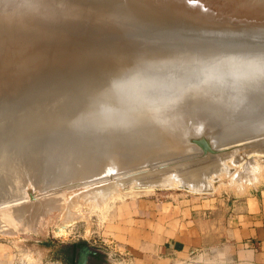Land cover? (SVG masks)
<instances>
[{"label":"rangeland","instance_id":"rangeland-1","mask_svg":"<svg viewBox=\"0 0 264 264\" xmlns=\"http://www.w3.org/2000/svg\"><path fill=\"white\" fill-rule=\"evenodd\" d=\"M142 1L145 3L148 0H138V1L133 0V2H135V3L134 4L130 3L129 5H126L125 3H120L117 0H82V5H83L82 7L84 9H87L89 11V13L91 11L92 15L95 16L99 13L105 14V16H106L105 19L108 20L110 23H112L109 27H112V29L114 31L117 30L119 32V29H121L119 34L122 32L123 37H125L126 35H128L129 37L134 36V37H132L133 43L130 42V41H132L130 39V41H128V42H130L131 47H130V44H128L121 51L119 49H117V50L115 49L116 51L104 53L105 51H101L102 48H98L97 50H95L97 52L96 54L88 52V54H86L84 56L81 55L79 57H70V58H64L65 52L64 53L60 52V48L63 45V43L70 41L69 39L77 37V34H78L75 32L76 29H74V26H72V23L70 22L68 17H66L64 14H62L61 16H59L57 18V21L54 22V25H52V26H46V23H45L46 19L48 18V15L45 14L44 10L46 9V7L48 5L52 4L54 2V0H42L41 2L36 3V5H34L32 8L24 10L25 13L23 16V21H21V25H22L23 30H22V33L20 35H18V37H14V36L10 35L11 33H13L10 29L14 28L13 26H16L15 23L11 22V20L8 19L7 16H5V14L2 13V11L0 12V63L1 64L4 63L6 68L15 70L14 72L19 75V77L14 82H12V84H9V85L5 86L4 88L0 87V127H1L0 128V139L6 138L12 134L14 136L12 135L11 138L14 137L16 139L17 136L15 137V135L17 134L16 132H18V131L16 130L14 132V130H13V131H11V132H13L12 134L5 135V132H6V131L4 132L5 127H8L9 125L12 124L11 127L8 129V130H10L12 128V126H15V125L17 126V122H19L18 126H20V127H23L26 124V122H25V124H24V122L22 123L21 120L18 121L17 116L14 114V110L12 108H13L14 104H16L17 102L19 103V102H23L24 100L29 99L28 103L25 105V107H29V109H32V108L41 107V105L46 106L48 104V102L49 103L52 101L57 102V99L61 100V98H62V101H63V98H64V101L67 103L70 100L74 101V102L70 101L68 104H70V103H72L74 105L78 104L77 106L84 107L82 110L93 109L92 106L94 108L96 106L98 109L95 108L94 110L88 111V113H85L86 116H85V114L84 115L83 114H81V115L80 114H78V115L73 114V116L74 115H76V116H74V117L72 116V118L70 119L71 122L69 121L68 124L72 123V125H74V124L78 125V126H76V128H74L75 132L74 131L72 132L70 130L72 132V133H70L69 130H66V129L63 130L62 134H64V132L66 131V135H68V136H66L64 138L65 135H62L60 133L59 137H55V140H53V146H51L52 149L50 148L51 150L49 151L48 154L52 155V157H53L52 152H55L56 155H57V153L61 154L62 150L64 151L66 149H69L74 145L75 141H73V139L74 140H80L79 138L83 137V139L88 138V139H86L88 141L93 140V142H92L93 144L92 143L90 144L91 146H93V148H95V146H96V148L94 149L95 151H93V152L94 153L96 152L97 154H101V152L103 151L102 154L105 153V155L103 154V158H106V156L109 155V153L110 154L115 153L116 155H118L117 159L110 161L106 165V168H104L103 170H100V171H95V173L93 175H90V176L89 175L86 176L85 175L86 173L83 172L81 174V176L79 177L78 176L79 173H77V172H75V174H78V175H76V176L73 175L72 171H74V170H69L71 172H69V171L64 172V170H63V172H61L62 170H59L60 173L64 174V176H62V177H64V178L68 177L67 182L65 181L67 179L64 180L62 178L64 181L61 182V180L60 181L57 180L59 183L56 180H55L56 182L54 180H52V182L49 181V182L42 184L40 182V180L37 181V179L35 177V176H38L39 175L38 173H40V172H38V173L36 172V175L31 174V173L30 174L27 173V175L25 177L26 180L24 179L23 182L20 183L21 184L20 188H17L13 192L11 190H8V192H6L7 190H4V189L0 190V264H73V258L71 261H69V260H67V257L65 254L66 253L69 254L71 252V249H73V244L76 241H80V240L87 242L91 247H94L96 249L106 251L107 253H109V255L111 256V259H112V264H134L132 261V258H131L133 253L130 251L128 252L126 248L118 247V245H117L118 240L116 238H113L112 234H111V233L115 232L114 231L115 229H112L114 227V225L111 224V221L118 220L121 217L120 215L125 213V211L127 210V207L130 206L131 202L137 203V201H141V200H150L153 202H157V201L158 202H160V201H172V202L177 201L178 202V201H182L184 199L190 200V201H196V200H200V199H212V197H214V196L232 197L234 195H237V194L243 192L246 188H248L250 186H254V185H258L260 183H264V158L261 157V153L258 152L259 153L258 154L257 152H254L253 151L254 149H251L250 152H247L248 148H245L247 143H244V140L246 142V140L250 136L247 138L244 134V136L246 138L245 139L244 136L242 137L240 135L238 137V134L236 135V133L234 134V132H232L233 130H235V128H237L238 126H241V125H239V122L243 121L245 119L244 117L247 116V118L245 120H249L248 117H250V115H251V118H252L255 115V112L259 114V115L256 114L259 117H261V115L264 114V111H263L264 107L262 108L263 110L261 109V112H260V110L257 109L259 106V105H257V102H256V104L252 102L253 104H251V105L249 104V106L246 105L247 107L244 106V108H242V113L244 110H246V108H247V110L250 109V110H248L250 113H246V112H248L247 110H246V112L243 113L245 115L247 114L246 116L243 115L242 113L241 114L239 113L241 116L242 115L244 116V117L242 116L243 117L242 119L239 118L238 121L236 119L234 124L229 125L231 123L230 122L231 119H229V117H228V118H226L227 120H224L222 122L224 124H222L221 126L218 125L217 127L214 128L215 132L212 130H206L208 133L202 131L204 134L202 132H201L202 134H196V133L192 134V133H194L192 130V133L190 131L188 133V130L183 128V127H185L184 122H186L188 120L187 118H189L191 121H194L195 119H197L200 116V114L196 113V115L197 114L199 115V116L197 115V117L191 116V117H193V120L191 119L190 116H186V119L183 120V122H181L182 120L180 121L183 124L179 123V125L181 124V126H179V127H182L185 130V132H184V130H179L180 132L178 133L179 135H181L182 140L180 138H178V139H176V143L173 144L171 142L170 145L168 144L169 145L168 149L172 145H173L172 147L180 145V147H179L180 149L178 147H176V150H173V148L171 147L172 148L171 152L168 153L167 150H165V153L167 152V155H165V153H162V152H164V150L160 151V153H162V155L163 154L165 155V156H162V155H160V156L170 157L171 154L178 153L177 149L182 151V152L179 151L181 153V156L183 154V150H185V152H184L185 155H183V156H185L186 158H184L182 156L183 157V159H182V157L179 156L180 157V159H179L178 155L176 154V156H177V157H175L177 159L176 162L174 160L175 158L171 159L172 157H170V159H168V161H167L168 162V164H167V162L165 161V160H167V157L165 159L163 158L164 160L162 159V157L158 158L159 150H158V153L155 150H153L155 153H157L155 155L156 156L158 155L157 158L159 160H156L157 158H154L151 156V155L154 156L153 151H152V153H153L152 154L151 152H149L151 150H149L146 152L147 153L149 152V154L151 153L150 156L152 157L151 159H152V162L154 164L150 163L151 162V161H149V160H151V159H149L150 156L147 157L146 156L147 153H146V155L142 154V152L144 150H138L141 141L137 138H138V136L143 137L145 135V131H143L144 133L137 132L138 134L140 133L139 135L138 134L136 135V133H129L130 135L129 134L127 135V137H128L127 140L128 141L130 140V142H128L129 145H131L135 139V141H134L135 145L129 146L127 144V149L130 148V150L131 149L133 150L134 148H131V147L135 146V149L139 151L138 154H137V151H135V152L131 151L130 152V150L126 149L125 150L126 152L124 151L123 152L124 155H123L122 153H120V151H118L120 149L119 146L116 145L118 147L117 149L114 146H113V148H111L112 147L111 144H112V141L114 140V138L117 140V139H120L121 137L118 136L119 137L118 138L117 136H110L109 132L106 131V129H108V127H107V124L105 121L107 120L106 118L109 114V113L107 114V112L109 109L106 110L105 107L108 108L107 105H110V103H108V102H110V99L115 94V92L113 93V95H112V92H111V94H110V92H108V87L111 83L108 82L109 77H107V76L111 75L112 72L115 73L116 70L121 71V70H124L126 68L125 69L126 72L127 71L131 72L130 70L136 69V67L139 65V63H136L138 61L137 60L134 61L131 59V57L129 58L128 56H131L133 54L134 55L136 54L137 56H139V54H141L142 52L143 53L149 52L148 50H150V52L156 53L160 49L161 52H164L163 49H167V47L169 48V46L166 47V45H168L169 43H172L171 41L176 43V45H173V44H175V43H173L172 46L179 48L177 46V43L180 45L181 44L183 45L184 43L188 42V40H191V39L196 38V37H199V38L194 39V41L196 43H198L199 40L200 41L207 40L210 43L211 40L214 41L217 38V40L221 39V41L219 40V43L222 45V47H224L223 49L225 50V52H224V50H222V53L224 52L226 54V51H228L227 52L228 54L230 53L229 55L227 54L228 55L227 58L231 59L233 57H237V58L241 57V58H239L238 62H236V61H234V62H235V66L237 67V69L239 71L243 70L244 66H245L244 67L245 69L242 72H244L246 69L249 71V73L244 72L245 74L243 73V75H249V74L253 73L258 68L260 69V66L262 67V69L264 68V66H263L264 64H262V63H264V0H179V1L178 0H158V1L149 0L148 2H146V4H148V5L144 4ZM96 3H97V6L95 8ZM175 10H176V12H175ZM173 12H175V14ZM179 15H181V17ZM174 16H176V17H174ZM120 17H126V18L132 17V20H130V21L126 20V21H120V22L115 21V23H114V20H117ZM84 20H85V18H84ZM34 21L38 22L39 25L34 26V24H33ZM128 22L131 24H128ZM113 26H114V28H113ZM116 28H118V29H116ZM104 31H106V30H104V29H103V31L100 30L99 32H97L94 35H92L91 32H89V33L82 32L81 34L86 33L88 35V37L87 38L81 37L80 39L73 40V41H77V43H82V44H84V46L86 44L90 43L92 45L101 47V40L103 39V37L100 36V34L105 33ZM171 34H173V36L175 38L171 37ZM71 36H74V37H71ZM104 37L106 39V36H104ZM129 37H128V39H129ZM141 37H143L144 39L146 38V40H148L147 46H146V43L144 42L145 40L143 41L141 39ZM137 38L141 39V41H143V42H140L139 39H137ZM149 39H151L152 42H151V40L149 41ZM223 39L231 41L230 42L231 44L230 43L226 44V42ZM136 40H138V42ZM153 40H154V43H153ZM168 40H170V42ZM155 41L158 44H160L161 42H162V44H164V43L165 44L162 45V47H161V46H158ZM142 43L145 44V46L147 48L149 47L150 49L149 48L146 49ZM151 43H152V45H151ZM196 43L194 45H197ZM202 43L199 42L198 46L199 45L201 46ZM223 43H225V44H223ZM155 44H156V46H158V47H156L157 49L159 47H161L162 50H161V48H159L157 51V49L153 47V45H155ZM187 44H190V43L188 42ZM191 45H193V44L191 43ZM141 46H143V47L140 48ZM172 46L170 45L171 48H172ZM198 46L195 47V49H197ZM39 47L44 48L45 53H42V56H40V59H41V60L39 59L40 62L38 61L35 64L37 66V68L31 69L30 66H35V65L30 63V62L33 61V59H35L33 57L36 56L35 54L39 50ZM164 47H166V48H164ZM69 48L68 49L66 48V50L73 51L72 48H70V49ZM130 48H131V50H130ZM144 48H145V50H140V49H144ZM151 48H154L155 51L153 49L151 50ZM180 48H179V51H180ZM190 49H192V47ZM138 50H140V52ZM234 50H236V52ZM51 51H54V52L51 53ZM98 51H101V52H98ZM117 51H119L118 53H121L124 51H126V52H125V54L117 56V54H118V53H116ZM144 51H146V52H144ZM160 51L158 53H160ZM138 52H139V54H137ZM257 53L260 56L263 55V57L261 56V58H260V56H258ZM26 54H28V55H26ZM225 54H224V56H226ZM250 55L251 56L253 55V56L251 58H249ZM242 57L243 58L246 57L248 62L253 60V63L247 62L246 63L247 66H246V64H245L246 59H244L245 62L240 61L242 59ZM219 59H221V58H219ZM219 59H217V60H219ZM222 59H223V56H222ZM261 59H262V61H261ZM138 60H140V59L138 58ZM234 60H235V58H234ZM258 60L260 61V63L262 65H259V64H258L259 66L256 65L257 62L259 63ZM236 63H238L240 65H242V63H243L245 65H243L242 68L240 69V67H238L237 66L238 64L236 65ZM248 64H250V65L252 64V67L248 66ZM254 64L256 65V67L258 66V68H255ZM129 65H130V67H129ZM94 67H95V69H94ZM248 67H249V69H248ZM112 68H115V70L114 69L112 70ZM128 68L129 69L132 68V69L128 70ZM231 69H233V68H231ZM235 69L236 68L234 67V70ZM250 69L252 72L250 71ZM238 70H237V72H238ZM90 73H92L91 76H90ZM105 73H107V75ZM138 74L139 73H135V74H131L130 76L125 77V79H121V78H118V79H121L122 81L119 80L121 82H123V80H124V83H128L130 80L129 77L131 78V80H134L135 78H140L139 76H141V77L143 76V75L139 74V76L135 77V75H138ZM95 75L101 76L104 79L101 77L100 78L96 77ZM87 76H88V78L85 79V77H87ZM93 76H94V78L96 77L95 80H98V83H95V84L101 85V89H99V88L96 89L97 87H99L96 85H95L96 87L90 86V85H94V83H92L94 81ZM133 77H135V78H133ZM101 79H103V80L107 79V80H105V82L101 81L102 82L101 83L100 82ZM83 80H86L87 82L83 83ZM117 80L116 79L114 80V81H116V86L121 84ZM78 81H80L81 83L80 82L78 83ZM94 82H96V81H94ZM117 82H118V84H117ZM99 83H101V84H99ZM103 83L104 84L106 83L105 86H108V87H106V88H104V86L102 87ZM78 84H79V87L76 88L78 86ZM80 84L83 86H80ZM86 84H88V86ZM84 85H86V87H89L90 89L87 88V89L83 90V88H86ZM74 86H76V87H74ZM81 87H83V88H81ZM74 88L76 89V94H75ZM77 89H80V90L82 89L83 91L80 92ZM55 90H57V91H55ZM86 90L87 91L90 90V91H88L90 93V99H89V95H87L89 93H87ZM91 90L93 92H91ZM105 90L107 91L108 94L105 93L106 92ZM62 91L64 94L62 93ZM71 92H72V94H70ZM116 93L117 94H115L114 96H118V98L122 96L121 93L120 94L118 92H116ZM66 94L68 97L66 96ZM69 94L71 96L70 98H69ZM99 94H102L104 96L99 95ZM109 94L112 96H110ZM63 95H64V97H63ZM92 95H94V96H92ZM107 95H109V96H107ZM96 96H99L100 98L97 99ZM256 96L260 97V95L258 94V95L253 96L256 99V101L262 99V98L259 99ZM53 97H54V99H53ZM72 97H74V98H72ZM104 97L107 99V101L104 100L105 99ZM83 98H85L88 102H86V100L83 101L84 100ZM76 99H80V101L76 100ZM100 99L102 100L103 104L100 103V101H101ZM92 100H93V102H90ZM64 101L62 102L63 104H64ZM78 102H80V103H78ZM96 102H98L101 105L98 107V104H96ZM87 103H89V105H87ZM130 103L131 102H128L126 104V107H129L131 105ZM259 103H261L259 106L261 108V105H264V104H262V102H259ZM118 104H120V103H118ZM36 105H37V107H36ZM102 105H104L103 107H104L105 111L102 109L103 107L101 108ZM250 106H251V108L256 106V107H254V109L256 108L257 110L254 111V114H253L254 109L251 110ZM87 107H89V108H87ZM4 110H6V112H3ZM96 110H98V112H96ZM100 110H101V112H100ZM89 112H90V114H89ZM259 112L261 113V115ZM99 113H102V114H99ZM104 113H106V114H104ZM63 114L64 113H62L60 115L63 116ZM29 115H27V117ZM48 115H50V114H48ZM102 115H104L105 118H103ZM24 116H26V115H24ZM77 116H78V118H77ZM89 116H90V118H89ZM64 117H65V115L62 118L60 117L59 119H62V121H64ZM83 117H85V118L87 117V118L85 119ZM91 117L93 119L92 122H94V123L92 124L93 126L90 127V131H89L87 125L89 124V122L91 123ZM93 117H96L98 119L96 120V118H93ZM28 118H31V117L29 116ZM74 118L76 121H78V123H76L74 121ZM81 118L84 120H82ZM72 119H73V121H72ZM80 119H81V121H80ZM101 119H103V120L105 119V120L103 121ZM157 119H158V116H156V120ZM88 120H89V122H88ZM98 120H101V121L99 122ZM82 121H83V123H81ZM191 121H190V124L193 125L192 124L193 122H191ZM73 122H74V124H73ZM84 122H86V123L84 124ZM101 123H103V125ZM187 123H189V121H187ZM94 124H96L97 126ZM128 124H130V123L128 122ZM128 124L125 127H127ZM225 124L227 125V127ZM79 125H81L82 128ZM82 125H85V126H82ZM102 126L104 129L103 128L100 129ZM223 127H225L226 130ZM228 127H229V129H228ZM241 127H244V126H241ZM241 127H239V128H241ZM222 128L224 129V131L222 130ZM239 128L236 131H238V130L240 131ZM245 129H246L245 127L241 128V130H245ZM81 130H82V132H81ZM91 130H92V132H91ZM101 130L104 133L100 136V134L102 132ZM85 131H86V135H84ZM87 131H89L90 133H88ZM219 131H221L220 135H219ZM77 132L81 133V134H83V132H84V134H83L84 136H82L80 134H78L79 136L76 135ZM240 132H242V131H240ZM215 133H218V134H215ZM134 134H135V136H134ZM141 134H143V136ZM189 134H191V135H189ZM240 134L243 135V132ZM232 135L234 137L236 135L237 139L240 138V140L235 139V141H236L235 142ZM102 136H103V138L104 137L105 138L103 139ZM107 136L110 139L112 138L110 145L108 144V143H110V140L108 139ZM130 136L131 137L134 136L135 138L134 137L131 138ZM261 136H262V138H259ZM263 136L264 135L257 136L256 140H258V139L263 140L264 139ZM220 137L222 139H224L223 143L225 145L227 144L226 146H224V144H220V145L224 146L223 148H225L224 150H226V152L228 150H230V154H231L230 156H232V158H231L232 160L229 159L230 158V156H228L229 151H228V153L223 151V149H221L222 146H220V145H219L220 147L216 146L215 149L212 147L214 145V143H216L214 141L218 140L219 143H222V140L220 141V139H221ZM231 137L233 138L232 143L230 142V145H228L229 144L228 141L229 140L231 141ZM241 137H242V139H241ZM60 138H61V141L58 140ZM122 138L124 140L126 139V137L125 138L122 137ZM250 139H251V137H250ZM250 139H248V142L253 140V138L251 140ZM68 140H70V141H68ZM241 140H243V141H241ZM225 141L227 143H225ZM20 142H23V141L21 140V141H19V143ZM44 142H42V143H44ZM184 142H185L186 146H184L185 145ZM66 143H68V145ZM136 143L138 144V149H137ZM181 143L185 147V149L181 148L182 147ZM20 144L22 145L23 143H20ZM23 145H26V143ZM35 145H38L40 147L41 141L39 142V144H38V142L37 143L35 142ZM57 145H58V147L60 146V148L56 147V149H55L54 146H57ZM64 145L68 146V147L70 145L71 147L65 148ZM97 145L99 146V148H97L98 147ZM216 145H218V144H216ZM8 146L6 149H3V150H8L9 149ZM38 146L37 147L35 146V148L36 149L39 148ZM108 147L110 148L111 152H110V150L107 151ZM258 147L261 148V147H264V145H259ZM83 148L85 149V147H83ZM165 148H167V146ZM198 148H200V149H198ZM210 148H212V149H210ZM1 149L2 148H0V150ZM77 149H79V147ZM84 149L80 148L79 152L83 153ZM170 149L168 151H170ZM195 149H197L198 151L199 150L201 151L203 149L202 150L203 154L201 153V155H200L199 154L200 152L198 153V151ZM231 149H233V150L235 149L234 151L232 150L233 153L236 151L235 154H233L231 152ZM99 150H100V153H99ZM106 151H107V153L108 152L109 153L106 154ZM79 152L77 151V154H80ZM117 152L120 153L121 156H120V154H117ZM127 153L128 154L130 153L131 155H128ZM135 153H136V156H135ZM197 153L199 154L198 157H197ZM213 153L215 156H216V154L219 155L220 153H222L223 156L226 155L225 157H227V158L224 157L225 158L224 164L226 162L228 168L231 169L230 170L231 173H229V175L221 173V176H220V172H219V174L215 173L217 175V178H215V176H216L215 174L214 175L210 174V173H214L212 171L209 174H210L211 178H214L213 181H210L211 179L208 178V182H207V177L200 179V180L206 181L207 183H209V181H210V183L212 182V185H211L212 187L209 186L210 184L207 185V186H209V188L211 187L210 188L211 190L206 191V192H201V190H198L199 191L198 192L196 190L197 187L195 184V180L193 181V179H190L193 182H189L190 180L188 178L192 177L190 175H188L189 176L188 177V176H186V174H184V177L186 176L185 178H187V181H185L186 179L183 177V175L179 176V177H181V180H179L180 178H176L177 177L176 175H175L176 177L174 176V174H176L177 172L181 173L183 171L182 173H184L183 169L181 171V168H180L181 165L177 164L178 166H180L179 167L180 169L178 168L177 170H175L177 168L176 167L177 165H175L176 163L182 162L183 164L188 163L187 165H189L190 163H193V162L195 163L197 160L196 163L198 164L197 158H200L199 162L202 163L210 155H212L214 157ZM55 154H54L55 158L58 157L59 154L57 156ZM142 155L145 157L143 158ZM233 155L235 156L234 157L235 160L233 159ZM202 156L203 157L208 156V157H205V159L203 160ZM242 156H244V157H242ZM52 157H51L50 161H48L49 163L53 160ZM131 157H132V159H131ZM238 157H239V159H238ZM192 158L193 159L195 158L193 162L191 160ZM240 158L241 159L242 158L243 159L249 158L250 160H252L254 162V167L255 166L257 167L256 172L254 174V177H252L249 181H247V180L239 181V180H236L234 178V180H231L232 181L231 182L230 179L232 178L233 174L237 173L239 170L242 169L241 163H238V165H237V163H233L237 159L240 160ZM160 159H162V160H160ZM187 159L188 160L190 159L191 161L190 160L188 161ZM243 159L240 161H243ZM171 160H174V161H171ZM185 161H187V163ZM163 162H166V163H164V164H166L165 165L166 167L163 166L164 165ZM49 163H48V165H50V166L53 165L52 163L51 164H49ZM157 163L158 164L161 163L160 168H161L162 173H159V175H158V172L150 171L153 168H154L153 170H155V168L156 169L159 168L158 167L159 165ZM149 165H151V166H149ZM171 165L176 167L175 169H173L176 171V173H174L175 171H173L174 174L172 173V171H170V170H172ZM50 166H48V168L49 169L52 168L51 169L52 173L56 169L58 170V168H54V167H50ZM161 166L164 168H162ZM194 166H195L194 164L191 165L192 168H194ZM89 167H91V166H89ZM184 167H185V165H184ZM160 168H159V170H160ZM186 168L187 167H185V169ZM189 168L190 167L188 166V169ZM192 168H190V169L192 170ZM166 169H167V171H166ZM188 169H187V172L191 171ZM157 170H155V171H157ZM163 171H165V173ZM192 171H194V170H192ZM41 172L44 173V171H41ZM149 172H150V174L151 173L152 174L157 173V174H155L156 176L157 175L159 176V178L157 177V179L160 180V178H161V182L159 180L158 181L160 183H164V186L162 184H160L159 182L157 183V180L154 178L155 175H153L154 177H152V174H151V176H148ZM70 173L73 176H71ZM192 173H190V174H192ZM161 174H163V175L160 176ZM167 174H172V175L169 177ZM23 175H24V173H23ZM145 175H147L146 177H149L150 179L149 178L146 179V177L144 179L143 176H145ZM165 175H167V176L165 177ZM210 176H208V177H210ZM151 177H152V179H154V182L156 180L155 183H157L158 186L155 183H153L152 181H151L152 183L151 182L150 183L148 182L149 184L147 183L148 180L149 181L152 180ZM142 178L144 179V181H146V180L147 181L144 182ZM166 178H169V179L166 180ZM171 178H173L174 180ZM175 178L177 180H179L180 182L181 181L182 182L180 183L179 181L175 180ZM194 178H195V175H194ZM198 179H196V180H198ZM44 180L45 179L43 177V179H41V181H44ZM162 180H164V181L166 180V181L164 182ZM169 180H170V182L171 181L172 182L169 183ZM235 180L238 182H235ZM185 182H186V184L185 185L183 184L184 186L180 185V184L185 183ZM18 183L19 182L17 181V182H15L14 185H17ZM143 183H144L145 187H143ZM165 183H169V184H167L168 185L167 187H166ZM187 183L188 184L194 183L195 184V191H193V188H191L194 185L189 184L188 186H190V187H188V188L185 187L187 185ZM153 184H155V186ZM138 186H140L141 188L143 187V189H141L140 187L138 188ZM144 188H146V189H144ZM108 189H110V192H109L110 195L108 194L104 200L102 198H101V201H100V199L97 200V197H95V199H93V196H94L93 194L98 193L99 191H105ZM135 189H137V190L139 189L140 191L139 190L135 191ZM90 194L93 195V196L91 195L92 198L89 196ZM88 197H90L91 199ZM133 206H135V204ZM62 225H64V226L62 227ZM64 249H66L65 250L66 252L64 251ZM186 256L187 257L178 258L176 260L173 259L168 264H210L209 260L200 257L198 253L193 252V253L186 255Z\"/></svg>","mask_w":264,"mask_h":264},{"label":"bare ground","instance_id":"bare-ground-1","mask_svg":"<svg viewBox=\"0 0 264 264\" xmlns=\"http://www.w3.org/2000/svg\"><path fill=\"white\" fill-rule=\"evenodd\" d=\"M41 1L42 0H0V12L2 11V13L5 14V16H7V18L10 19L11 22L15 23V25H16V26H13L14 28L10 29L13 32L10 35H12L14 37H18V35H20L22 33L23 29H22L21 21H23V16L25 13L24 10L32 8L34 5H36V3L41 2ZM117 1H119L120 3H125L126 5H129L130 3H133V4L135 3V2H133V0H117ZM148 1H146V2H148ZM156 1H158V0H156ZM146 2L145 3L143 2V3L146 4ZM146 5H148V4H146ZM82 6H83L82 0H54V2L50 5H48L46 7V9L44 10L45 14L48 15V18L46 19V22H45L46 26L54 25V22L57 21V18L59 16H61L62 14H64L66 17H68V19L72 23V26H74V29H76L75 32L78 33L77 37L71 36L74 38L69 39L70 41L63 43V45L61 46L60 52H63V53L65 52L64 58L79 57L81 55L84 56V55L88 54V52L96 54L97 52L95 50H97L98 48H102L101 51H105L104 53L113 52V51H116L117 49H119L121 51L128 44H130V42L133 43L132 37H134V36L129 37L128 35L125 34L126 36L123 37L122 32L119 34L121 29H119V32H118L116 30L118 28H116L115 29L117 31L116 32L112 29V27H109L112 23H110L108 20L105 19L106 18L105 14L99 13V14L94 16V15H92L91 11H90V13H91L90 14L89 11L87 9H84ZM96 6H97V3L95 5V8H96ZM175 12H176V10H175ZM175 12H173V13L175 14ZM179 16L181 17V15H179ZM174 17H176V16H174ZM84 18H85V20H84ZM126 20L130 21V20H132V17L131 18L120 17L117 20H114V23H115V21L120 22V21H126ZM33 24H34V26L39 25L38 22H36V21H34ZM128 24H131V23L128 22ZM113 28H114V26H113ZM103 29L106 30L107 32L104 31L105 33H102V34L99 33L100 36L103 37V39L101 40V47L92 45L90 43H88L84 46V44H82V43H77V41H73V40H78L81 37H85V38L88 37V35L86 33L81 34L82 32H87V33L91 32V34L94 35L97 32H99L100 30L103 31ZM104 36H106V39ZM128 37H129V39H128ZM171 37L175 38L173 36V34H171ZM196 38H199V37H196ZM196 38L188 40V42L190 44H187L188 42H186L183 45L181 44L182 45L181 46L180 44L177 43V46L179 48L181 47L180 51H179V48L172 46V44L175 42L171 41L172 43H169V44L172 46V48L168 44V45H166V47L169 46V48L167 47V49H163L164 52H161L159 48H161L162 45L165 44V43L162 44L163 41L161 40L162 41L160 43L161 45L155 41L158 46H161L158 48L160 53H158L159 51L156 48L158 46H156V44H155V45H153V47L156 48L158 52L153 53V52H150V50H148L149 52L144 51L146 53H143L141 51L142 53L139 54L140 50H145V48L146 49L149 48V47L148 48L146 47L148 45L147 44L148 40H146V38L144 39L143 37H141V39L143 41L145 40L144 42L146 43V46H145V44L142 43L145 46V48L138 50L139 52L137 54H139V56H137L136 54L134 55L133 53L132 54L134 56L133 55L128 56L129 58L131 57L132 60L138 61L136 63H139V65L136 67V69L130 70L134 67L133 66L130 69L128 68V70H130L131 72H128V71L126 72L125 71L126 68L124 70H121V71L116 70L118 73L115 71V73L112 72L111 75L107 76V77H109L108 82H110L111 84L110 85L108 84L109 85V87H108V86H105L106 83L105 84L103 83L102 87L103 86H104V88L108 87V92H110V94L112 92V95L114 92H115V94H117L116 92H118L119 94L120 93L122 94V96L119 98H118V96H114L115 95L114 94L111 99L109 98L110 102H108V103H110V105H107L108 108L105 107L106 110L109 109L108 112L106 111L107 114L109 113L108 116L106 115L107 120L105 122H106L107 127H108V129H106V131L109 132L110 136H117V137L120 136L121 137L120 139H117L118 141L114 138V140L112 141V144H111L112 138L110 139L107 136L108 139L110 140V143H108V144L112 145L111 148H113V146H114L117 149L118 148L117 146H119L120 149L118 151H120V153H122L124 155L123 152L127 149L128 142H130V140L129 141L127 140L128 139L127 135L129 133H136V135H137L138 134L137 132L144 133L143 131H145L144 136H143V134H141L143 137L138 136V138H137L141 141V143L139 145V149H138V144L136 143L137 149L138 150H144L142 152V154H145V155L147 153L146 151L151 150L149 152L152 153V151L155 150L158 153V150H159V153H158L159 156L157 155L159 158V157L167 155V152L168 153L171 152L172 148H173V150H176V147H178V148L180 147V145L175 146V147H172L173 146L172 145L171 146L172 148L170 147L171 149L169 148L170 151H168L169 150L168 146L170 145L171 142L174 144V143H176V139L182 138L181 135L178 134L180 132L179 130L187 129L188 133H189V131L192 133V130H193L194 133H192V134H195V133L196 134H202L203 132L208 133L206 130H212L215 132L214 128L217 127L218 125L221 126L222 124H224L222 122L224 120H227L226 118H228V117H229V119H231V121H230L231 123L229 125L234 124L236 119H237V121L239 118L242 119L244 117L243 115H245L243 113L246 112V110H247V108H246V110L243 109L244 111L242 113V108H244V106L247 107V106H249V104L250 105L253 103L256 104V102H257V105H259V106L261 104L259 102H262V104H264V98H263L264 97V68L262 69L261 66H260V69L258 68L259 65H262L264 63L261 64L260 61L258 60L259 63L257 62V64L256 63L255 64L256 65L259 64V65L256 67V65L254 64L255 68H258V69L249 75H243L244 72L249 73V71L246 69L244 72H242L245 69L244 68L245 66L243 67V70L239 71L237 69V67L235 66V62H234V61L238 62L239 58H241V57H238V58L233 57L231 59L227 58L230 53L228 54L227 53L228 51H226V54L224 53L225 52V50L223 49L224 47H222V45L219 43V40L221 41V39L217 40V38H216L214 41L211 40L210 43L207 40H205V41L199 40V42H201V43L203 42L201 44V46L199 45L200 46L199 47L198 46L199 42L196 43L194 41V39H196ZM130 39L132 41H130ZM137 39H139V38H137ZM141 39H139V41L143 42V41H141ZM150 40L151 39H149V41ZM223 40L226 42V44L231 42L229 40H225V39H223ZM128 41H130V42H128ZM136 41L138 42V40H136ZM168 41L170 42V40H168ZM151 42H152V40H151ZM153 43H154V40H153ZM191 43L193 45H191ZM195 43L197 45H194ZM223 44H225V43H223ZM151 45H152V43H151ZM173 45H176V43ZM190 46L192 47V49H190L191 48ZM197 46H198V48L195 49V47H197ZM69 47L72 48L73 51L66 50V48L68 49ZM130 47H131V44H130ZM142 47L143 46H141L140 48H142ZM166 47H164V48H166ZM154 48H151V50L153 49L155 51ZM130 50H131V48H130ZM161 50H162V48H161ZM222 50H224L223 53H222ZM44 51H45L44 48L39 47V50L35 54L36 56L33 57L35 59H33V61H31L30 63L35 65L38 61L40 62V60H41L40 56H42V53H45ZM101 51H98V52H101ZM234 51L236 52V50H234ZM52 52H54V51H51V53ZM118 52L119 51H117L116 53H118ZM125 52L126 51L118 53L117 56L125 54ZM224 54L226 56H224ZM26 55H28V54H26ZM257 55H258V53H257ZM222 56H223V59H222ZM252 56L250 55L249 58H251ZM258 56H260V55H258ZM261 56L263 57V55H261ZM261 56H260V58H261ZM138 58L140 60H138ZM219 58H221V59H219ZM234 58H235V60H234ZM217 59H219V60H217ZM242 59L240 60L242 62H245L244 59H246L245 64L248 62L246 57L245 58L242 57ZM261 61H262V59H261ZM250 62L253 63V60L249 61L248 63H250ZM237 64L238 63H236V65ZM240 64H238L237 66L240 67V69H241L242 66L245 64H243V63H242V65H240ZM246 66H247V64H246ZM248 66L252 67V64L251 65L248 64ZM129 67H130V65H129ZM234 67L238 70V72L236 69L234 70ZM30 68L34 69V68H37V66L36 65L30 66ZM231 68H233V69H231ZM94 69H95V67H94ZM113 69L115 70V68H112V70ZM248 69H249V67H248ZM14 71L15 70L6 68L4 63L3 64L0 63V87L4 88L5 86L12 84V82H14L19 77V75L16 74ZM250 71H251V69H250ZM92 73H90V76ZM135 73H139L140 75H143V76L141 77L138 74V75H135V77L139 76L140 78L133 77L135 79L131 80V78L129 77V79L132 82L130 80L128 83H124V80H123V82H121L122 81L121 79H125V77L130 76L131 74H135ZM105 74L107 75V73H105ZM96 77L100 78L101 76H96ZM103 77H101V78H103ZM86 78H88V76L85 77V79ZM93 78H94V76H93ZM95 78H94V81H96V82L91 81L92 83H94V85H90L89 83L88 84L92 87L95 85L99 86L96 89H98V88L101 89V85L95 84V83H98V80H95ZM118 78H121V79H118ZM103 79H101L100 82L101 81L105 82V80H107V79H105V80H103ZM115 79L116 80L118 79L117 81L121 80V81H119L121 84L116 86V81H114ZM79 82L80 81H78V83ZM85 82H87V81L83 80V83H85ZM101 83H99V84H101ZM88 84H86V85L88 86ZM117 84H118V82H117ZM86 85H84V86L86 87ZM76 86H74V87H76ZM80 86H83V85L80 84ZM78 87H79V84L76 88H78ZM81 88H83V87H81ZM87 88H89V87L83 88V90H85ZM77 90H79L80 92L83 91L82 89L81 90L77 89ZM55 91H57V90H55ZM74 91L76 94V89ZM88 91H90V90H88ZM88 91L86 90L87 93H89ZM91 92H93V91L91 90ZM62 93H63V91H62ZM105 93H107V91ZM70 94H72V92ZM70 94H69V98L71 97ZM254 94L255 95L259 94L260 97H258V96H256V97L259 99L260 98H262V99H260V100L257 99L258 101H256V99L253 97V96H255ZM87 95H89V99H90V93ZM99 95H102V94H99ZM109 95H107V96H109ZM112 95H110V96H112ZM66 96H67V94H66ZM92 96H94V95H92ZM102 96H104V95H102ZM63 97H64V95H63ZM74 97H72V98H74ZM96 97H97V99L100 98L99 96H96ZM53 99H54V97H53ZM83 99H84L83 101L86 100L85 98H83ZM28 100H24L23 102H19V103L17 102L16 104H14V106L12 108L14 110V114L17 116V120L18 121L21 120L22 123L24 122V124L26 122L25 126L20 127V126H18L19 122H17V126L16 125L12 126V128L10 130H8V129L11 127L12 124L9 125L8 127H5V129H4V132L6 131L5 135L12 134L13 132H11V131L14 130V132H15L17 130L18 132H16L17 134L15 135V137L17 136L16 139L14 137L11 138V136L13 134L9 135L10 137L8 136L6 138L0 139V148H2L0 150V190H3V189L7 190L6 192H8V190H11L13 192L17 188H20V185H21L20 183L23 182L27 173H29V174L31 173V174L36 175V172L37 173L40 172L41 174L40 173H38V174L41 177L39 175L35 176V177H36L37 181L40 180V182L42 184L49 182V181L52 182V180H54V181L55 180L56 181L61 180V182H62L68 178L67 176L69 174L66 176L67 178H64V177H62V176H64V174L60 173L59 170H62L61 172H63V170H64V172L65 171L68 172L69 170H74V171H72L73 175L74 176L78 175V174H75V172H77V173H79V175H78L79 177L81 176V174L83 172L86 173L85 174L86 176L87 175L90 176V175H93L95 173V171H100V170H103L104 168H106V165L110 161L117 159L118 155H116L115 153L110 154L108 152L109 155H107L106 158H103V154L105 155V153L102 154L103 151L101 152V154H97L96 152L94 153L93 151H95L94 149L96 148V146H95V148H93V146L90 145L93 142V140L92 141L90 140L91 141L90 142V141L86 140L88 138L83 139V137L82 138L80 137L79 138L80 140H74L73 139V141H75V143L72 147L69 145V147H71V148L64 145L65 148L68 147L69 149H66L64 151L60 150L61 154L57 153V155L59 154L60 156L58 155V157H56V158L54 156L55 152H52L53 153V157H52V155H50L48 153L52 149L51 146H53V140H55V137H59L60 133L62 134V131L65 129L69 130L70 133H72L73 131L75 132L74 128H76V126H78V125L74 124V122H73L74 125H72V123L68 124L69 121L71 122L70 119L72 118L73 114H76V115L83 114L84 115L85 113H88V111L94 110L97 107L95 106V108H94L92 106L93 109L82 110L84 107L77 106L78 104H76V103H75L76 105H74L72 103L68 104L71 100L68 101V103H67L64 101V98H63V101H64V104H63L62 103L63 101L61 98V100L57 99L58 103L56 101H52L50 103L48 102V104L46 106L41 105V107H38V108H32L31 107L32 109H29V107H25V105L28 103ZM76 100L80 101V99H76ZM104 100L107 101L106 98ZM71 102H74V101H71ZM86 102H88V101L86 100ZM90 102H93V100ZM128 102H131L130 103L131 105L129 107H126V104ZM78 103H80V102H78ZM89 103H87V105H89ZM100 103H102V100L100 101ZM118 103H120V104H118ZM96 104H98V107L101 105L98 102H96ZM103 106L104 105H102L101 108ZM259 106L257 109L260 110V112H261V109L264 107V105H261V108ZM36 107H37V105H36ZM89 107H87V108H89ZM254 107H256V106H254ZM254 107L251 108V106H250L251 110L254 109ZM102 109L104 110V107ZM257 109L255 108L253 110V114H254V111H256ZM248 110H250V109H248ZM3 112H6V110H4ZM96 112H98V110H96ZM100 112H101V110H100ZM62 113H64L63 116L65 115L64 121H62V119H59L60 117L61 118L63 117L60 115ZM196 113L200 114V116L197 114L199 117L197 119H195L196 121L195 120L191 121L189 118H187L188 119L187 121H189V123H187V121L184 122L185 123V127H183L184 129L182 127H179V126H181V124H183L181 122H183V120L186 119V116L197 117ZM239 113L240 114L242 113L243 117ZM246 113H250V112L248 111ZM48 114H50V115H48ZM89 114H90V112H89ZM99 114H102V113H99ZM104 114H106V113H104ZM256 114L259 115L258 113L255 112V115L254 116L252 115L253 116L252 118L250 115V117H248L249 120H245L247 118V116H246L247 114H246L245 115L246 117H244L245 119L243 121L239 122V125L244 126L246 128L245 130H241V128H244V127L238 126L232 132H234V134L236 133V135L238 134V137L240 135L243 137L245 134V136L247 138L249 136L251 137V139L253 138V140H251L250 137L248 138L251 140V141L249 140L250 142H248V139L246 140V142L244 140V143H247L246 147H245V148H248L247 152H250L251 149H254L253 150L254 152L261 153V157L264 158V147H261V148L258 147L259 145H264V139L263 140H259V139L256 140L257 136L264 135V116H263L264 114L261 115V113H260L261 117L257 116ZM24 115H26V116H24ZM27 115H29L31 118H28L29 116L27 117ZM76 115H74V116H76ZM85 116H86V114H85ZM102 116H103V118H105L104 115H102ZM156 116H158L157 120H156ZM193 117H191L192 120H193ZM75 118H74V121L76 123H78V121H76ZM77 118H78V116H77ZM83 118H85V117H83ZM89 118H90V116H89ZM93 118H96V117H93ZM81 119H80V121H81ZM97 119L98 118H96V120ZM82 120H84V119H82ZM101 120H103V119H101ZM101 120H98V121L100 122ZM72 121H73V119H72ZM92 121H93V119L91 117V123L88 120L89 124L87 125L89 131H90V127L93 126L92 124L94 123ZM190 121L193 122L192 123L193 125L190 124ZM86 122H84V124ZM128 122L130 124H128ZM81 123H83V121ZM179 123H181V124L179 125ZM101 124L103 125V123H101ZM127 124H128V126L125 127ZM94 125H96V124H94ZM79 126L81 127V125H79ZM82 126H85V125H82ZM226 127H227V125H226ZM229 127H228V129H229ZM239 127H241V128H239ZM102 128H103V126L100 129H102ZM223 128L225 129V127H223ZM223 128H222V130L224 131ZM238 128L240 129V131L243 132V135L240 134L242 132H240L239 130L236 131ZM89 131H87V132L90 133ZM78 132L76 135H78V134H80L82 136L86 135V131H85V134L83 132L84 135L81 133H78ZM81 132H82V130H81ZM91 132H92V130H91ZM184 132H185V130H184ZM220 132L221 131H219V135H220ZM103 133L104 132L102 131L100 136ZM215 134H218V133H215ZM62 135H65L64 138L66 136H68V135H66V131ZM189 135H191V134H189ZM233 135H232V137L234 138V141H235V139H237V137L235 135V137H236L235 138ZM134 136H135V134H134ZM245 136H244V138H245ZM122 137H124V138L126 137V139L124 140ZM133 137H131V138H133ZM232 137H231V141L230 140L228 141L229 142L228 145H230V142L232 143V139H233ZM242 137H241V139H242ZM102 138H103V136H102ZM259 138H262V136ZM238 139L240 140V138H238ZM21 140L23 142H20V143H23V144L26 143V145H23V144L21 145L19 143V141H21ZM58 140L61 141V138ZM221 140H222V143H219L218 140L214 141L216 143H214V145L212 147L215 149L216 146H218V147L222 146L221 149H223V151L226 152V150H224L225 148H223V147L226 146L227 144L225 145L223 143L224 139L221 138L220 141ZM40 141H41L40 147L38 145H35V142L36 143L38 142V144H39ZM68 141H70V140H68ZM134 141H135V139H134ZM134 141L132 142L131 145H135ZM241 141H243V140H241ZM42 142H44V143H42ZM182 143H181V145H182ZM225 143H227V142L225 141ZM66 144L68 145V143H66ZM184 144H185V142H184ZM216 144H218V145H216ZM220 144H224V146L220 145ZM34 145L36 147L38 146L39 148L36 149ZM131 145H129V146H131ZM7 146L9 147V149L3 150V149H6ZM166 146H167V148H165ZM184 146H186V144ZM184 146L182 145L181 148L185 149ZM54 147H55V149H56V147L60 148V146L58 147V145L54 146ZM78 147H79V149L80 148L84 149L83 147H85V149L83 150V153L79 152L80 150L77 149ZM97 148H99V146ZM131 148H134V149L130 150V148H129L127 150H130V152L131 151H134V152L137 151V154L139 153V151L135 149V146H132ZM179 149H177L179 154L176 152L175 153L178 155V158L180 159V157L185 155L184 154L185 150H183V154L181 156L180 152H182V151H180ZM198 149H200V148H198ZM210 149H212V148H210ZM109 150H110V148L108 147L107 151H109ZM163 150H164V152H162V153H165V150H167L165 155L164 154L162 155V153H160V151H163ZM195 150H197V149H195ZM202 150L201 151L197 150L198 153L200 152L199 153L200 155L202 153ZM232 150L233 149H231V152H232ZM77 151L80 154H77ZM107 151H106V154H108ZM228 151H229L228 156H230L231 155L230 150H228ZM228 151L226 153H228ZM110 152H111V150H110ZM149 152L146 155L147 157L151 155V153L149 154ZM235 152L234 153L232 152V153L235 154ZM99 153H100V150H99ZM120 153L117 152V154H120ZM153 153H154V156L153 155H151V156L154 158H157V156L155 155L157 153H155L154 151H153ZM198 153H197V157L199 155ZM173 154H171V156H170V157H172L171 159L177 157L176 154H174L175 156ZM220 154L219 155L216 154V156H215L213 153L214 157L212 155H210L209 157L205 156V157H208L207 159H205V157L202 156L203 160L204 159L206 160V161L204 160V162H202V163L199 162L200 158L196 157L198 159V164L196 163L197 160L195 163L193 162L195 158L191 159L193 163L189 162L190 163L189 165H187L188 164L187 161H185L187 164H183L182 162H180L181 164L176 163L175 165L178 164V165H181V167L177 165L176 166L177 168H176V167L171 165L172 170H170V171H172V173H173V171L177 170L180 167L181 171H182V169L184 170V173H182L183 171L181 172L182 174L180 172L176 173V171H175L174 173H176V174H174V173L173 174H174V176L175 175L177 176V177L175 176L176 178H180L179 180H181V177H179V176L183 175V177H184V174H186V176L190 175L192 177H190L188 179L189 180L193 179V181L195 180L197 191L198 190H201V192L209 191V190H211L210 188L212 187L211 186L212 182L210 183V181L214 180V178H211L210 174L214 175L215 173L219 174V172H220V176H221V173H224L226 175H229V173H231L230 172L231 169L228 168L226 162H225L226 165L224 164V159L227 158V157H225L226 155L223 156L222 153H220ZM128 155H131V154L129 153ZM160 155H162V156H160ZM120 156H121V154H120ZM135 156H136V153H135ZM151 156L149 157V159L152 158ZM51 157L53 158V160L49 163L48 161H50ZM132 157H131V159H132ZM144 157L145 156H143V158ZM166 157H162V159L163 158L165 159ZM170 157H167V160H165V161L167 162L168 159H170ZM183 157L186 158L185 156H183ZM183 157H182V159H183ZM234 157L235 156L233 155V159H234ZM242 157H244V156H242ZM158 158L156 160H159ZM231 158H232V156H230L229 159H231ZM162 159H160V160H162ZM238 159H239V157H238ZM238 159L235 162H233V161L232 162L237 163V165H238V163H241L242 169L239 170L237 173L233 174V176H232L233 179L231 178L230 181L234 180V178L236 180H239V181H243V180L249 181L252 177H254V174L256 172L257 167L256 166L254 167V162L252 160H250L249 158L248 159L242 158L243 161H240V160H242L241 158H240V160H238ZM174 160H175V162L177 161L176 158ZM174 160H171V161H174ZM149 161H151L150 163H153L152 159ZM166 162H163V164ZM48 163L49 164L52 163L53 165L50 166V165H48ZM167 164H168V162H167ZM192 164H194L195 166L197 165V166L196 167L194 166V168H192L193 167V166L191 167ZM158 165H159L158 167L160 168L161 163H159ZM165 165L166 164H164L163 166H165ZM184 165H185V167H187L186 169H185ZM48 166L58 168V170L56 169L52 173V170H51L52 168L49 169ZM89 166H91V167H89ZM149 166H151V165H149ZM188 166L190 168H192V170H194V171H192L190 168L188 169ZM159 168H157L158 170L155 168V170H157V171L153 170L154 168L150 171L158 172V175H159V173H162L161 168H160V170H159ZM162 168H164V167H162ZM173 169H175V170H173ZM187 169L191 170L193 173L191 171L187 172ZM41 171H44V173H42ZM166 171H167V169H166ZM212 171L214 173H210ZM69 172H71V171H69ZM163 172L165 173V171H163ZM23 173H24V175H23ZM190 173H192V174H190ZM151 174L149 172L148 176H151ZM155 174H157V173L152 174V177H154L153 175H155ZM73 175L71 174V176H73ZM158 175L157 176L155 175V177H154L157 180V183L159 181L161 182V178H160V180L157 179V177L159 178ZM162 175L163 174H161L160 176H162ZM167 175L170 177L172 174H167ZM167 175H165V177ZM194 175H195V178H194ZM146 176L147 175L143 176L144 179ZM208 176H210V177H208ZM43 177L45 180L41 181V179H43ZM152 177H151V179H152ZM204 177H207V182H208V178L211 179L209 181V183H207L206 181L200 180ZM147 178H149V177H146V179ZM173 178H171V179H173ZM176 178H175V180H177ZM215 178H217V175L215 176ZM144 179H143V181H144ZM167 179H169V178H166V180ZM185 179H186L185 181H187V178H185ZM196 179H198V180H196ZM156 180H155V182H156ZM179 180H177V181H179ZM236 180H235V182H238ZM17 181L19 183L17 185H14L15 182H17ZM65 181L67 182L68 179ZM146 181H144V182H146ZM151 181L153 183H155L154 179H152L150 181L148 180L147 183L148 182L150 183ZM162 181H164V180H162ZM193 181L190 180L189 182H193ZM171 182L169 180V183H171ZM157 183H155V184L158 186ZM169 183H165L166 187L168 186L167 184H169ZM155 184H153V185L155 186ZM160 184H162L164 186V183H160ZM183 184L185 185L186 182L182 183L180 185L184 186ZM189 184L194 185L191 188H193V191H195V184L194 183H189ZM189 184L187 183V185L185 187H187V188L190 187V186H188ZM207 185H209L211 187L209 188V186H207ZM139 187L140 186H138V188ZM143 187H145L144 183H143ZM143 187L142 188L140 187V188L143 189ZM144 189H146V188H144ZM136 190L137 189H135V191ZM109 192H110V189L105 190V191H99L98 193L93 194L94 196L92 194H90L89 196L91 198L93 196V199H95V197H97V200L100 199V201H101V198L104 200L108 194L110 195ZM90 197H88V198H90Z\"/></svg>","mask_w":264,"mask_h":264},{"label":"crops","instance_id":"crops-1","mask_svg":"<svg viewBox=\"0 0 264 264\" xmlns=\"http://www.w3.org/2000/svg\"><path fill=\"white\" fill-rule=\"evenodd\" d=\"M120 216L111 234L134 264H168L193 252L210 264H264V183L232 197L131 202Z\"/></svg>","mask_w":264,"mask_h":264},{"label":"water","instance_id":"water-1","mask_svg":"<svg viewBox=\"0 0 264 264\" xmlns=\"http://www.w3.org/2000/svg\"><path fill=\"white\" fill-rule=\"evenodd\" d=\"M73 264H112V259L106 251L91 247L80 240L73 244Z\"/></svg>","mask_w":264,"mask_h":264},{"label":"trees","instance_id":"trees-1","mask_svg":"<svg viewBox=\"0 0 264 264\" xmlns=\"http://www.w3.org/2000/svg\"><path fill=\"white\" fill-rule=\"evenodd\" d=\"M66 249H64V251H65ZM66 252V251H65ZM66 255V257H67V260H69V261H71L72 260V258H73V249H71V252L69 253V254H65Z\"/></svg>","mask_w":264,"mask_h":264}]
</instances>
